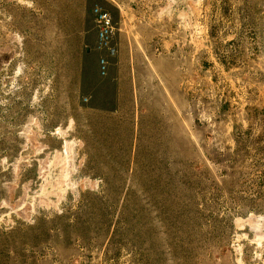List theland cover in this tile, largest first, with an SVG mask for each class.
<instances>
[{
	"label": "rangeland",
	"instance_id": "rangeland-1",
	"mask_svg": "<svg viewBox=\"0 0 264 264\" xmlns=\"http://www.w3.org/2000/svg\"><path fill=\"white\" fill-rule=\"evenodd\" d=\"M0 264H264V0H0Z\"/></svg>",
	"mask_w": 264,
	"mask_h": 264
},
{
	"label": "crops",
	"instance_id": "crops-1",
	"mask_svg": "<svg viewBox=\"0 0 264 264\" xmlns=\"http://www.w3.org/2000/svg\"><path fill=\"white\" fill-rule=\"evenodd\" d=\"M117 19V31L114 38L117 47L115 56L123 73L130 65L138 66L136 59H143V61L148 57L172 59L177 55L178 43L173 35L172 27L165 30L155 29L156 34L147 36V22L142 20L139 11L130 14L128 9L120 7ZM132 73H134L133 70ZM242 124L244 129L250 126L249 122L242 121Z\"/></svg>",
	"mask_w": 264,
	"mask_h": 264
},
{
	"label": "built area",
	"instance_id": "built-area-1",
	"mask_svg": "<svg viewBox=\"0 0 264 264\" xmlns=\"http://www.w3.org/2000/svg\"><path fill=\"white\" fill-rule=\"evenodd\" d=\"M93 16L97 29L98 50L106 53V55H103L100 59L101 72L106 74L109 65V57H114L117 53V47L114 41L117 23L112 13L100 6L93 8Z\"/></svg>",
	"mask_w": 264,
	"mask_h": 264
}]
</instances>
